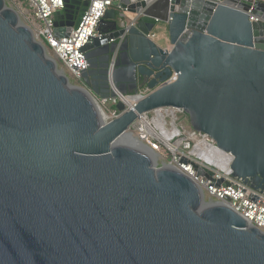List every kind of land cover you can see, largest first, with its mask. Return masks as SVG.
<instances>
[{
  "label": "water",
  "instance_id": "water-1",
  "mask_svg": "<svg viewBox=\"0 0 264 264\" xmlns=\"http://www.w3.org/2000/svg\"><path fill=\"white\" fill-rule=\"evenodd\" d=\"M64 3L58 38L90 5ZM96 33L76 84L0 0V264H264L262 231L130 133L179 108L264 193V3L121 0ZM120 95L140 98L106 122L100 102Z\"/></svg>",
  "mask_w": 264,
  "mask_h": 264
},
{
  "label": "built area",
  "instance_id": "built-area-1",
  "mask_svg": "<svg viewBox=\"0 0 264 264\" xmlns=\"http://www.w3.org/2000/svg\"><path fill=\"white\" fill-rule=\"evenodd\" d=\"M18 13L24 15L34 36L58 62L62 63L75 79L88 69V62L82 48L92 37H97L96 29L115 3L121 0H83L90 5L81 19L79 28L69 37L55 35L54 13L65 7L64 0H25L35 7L31 16L20 7L17 0H5ZM221 3L222 0H210ZM264 3V0H252ZM251 21H257L251 17ZM39 21V22H38ZM155 35L151 37L154 38ZM176 80L174 75L168 83ZM144 89L141 95H147ZM139 96H119L102 100L100 106L106 122L119 116L114 110L107 114L105 106L112 107L122 101L127 107L135 104ZM186 114L179 108H165L140 116L130 129V133L155 158L158 167L170 166L193 181L204 193L205 199L222 204L243 217L251 226L264 233V193L245 185L233 177V156L221 150L207 134L194 131L178 119ZM202 173V174H201ZM211 173V178L207 174Z\"/></svg>",
  "mask_w": 264,
  "mask_h": 264
},
{
  "label": "rangeland",
  "instance_id": "rangeland-1",
  "mask_svg": "<svg viewBox=\"0 0 264 264\" xmlns=\"http://www.w3.org/2000/svg\"><path fill=\"white\" fill-rule=\"evenodd\" d=\"M17 2L20 4V7L23 8L25 11H27L31 16H34L35 14V7L29 3H27L25 0H17ZM22 11V10H20ZM18 11V12H20ZM120 14V13H119ZM20 17H21V20L27 25L26 23V19L24 17V15L20 14ZM127 17H130L129 15H127ZM39 22V21H38ZM156 33L158 34V37H159V41L162 40L163 37L166 36V33H167V27L166 25L164 24H159L157 29H156ZM163 42H164V38H163ZM52 55V54H51ZM53 56V55H52ZM54 57V56H53ZM55 58V57H54ZM60 63V62H59ZM61 66L63 67L62 63H60ZM64 68V67H63ZM65 69V68H64ZM68 75L72 78V80L77 84V79H75L67 70H65ZM115 109H113L112 107H107L105 106L104 107V111L109 114L111 113L112 111H114ZM182 123L185 124V126H190V122H189V118L187 115L185 116H182L178 119V124L181 125Z\"/></svg>",
  "mask_w": 264,
  "mask_h": 264
}]
</instances>
